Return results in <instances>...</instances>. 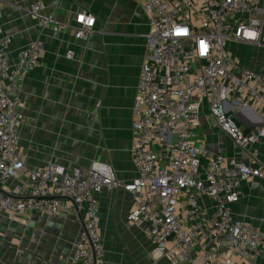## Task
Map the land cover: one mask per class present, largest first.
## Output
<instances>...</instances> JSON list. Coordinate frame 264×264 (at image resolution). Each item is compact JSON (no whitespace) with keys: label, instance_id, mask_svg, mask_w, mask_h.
<instances>
[{"label":"built area","instance_id":"built-area-1","mask_svg":"<svg viewBox=\"0 0 264 264\" xmlns=\"http://www.w3.org/2000/svg\"><path fill=\"white\" fill-rule=\"evenodd\" d=\"M142 11L148 30L132 106L135 175L123 182L101 163L26 167L18 144L24 124L20 89L27 73L41 64L42 43L36 40L12 60V38L0 32V210L19 217L72 214L80 230L68 264H104L97 195L121 187L132 200L129 221L142 226L153 258L170 264L254 260L264 248V233L237 218L231 205L239 201L243 182L264 181V168L208 152L190 133L206 106L240 147L264 138V72L241 65L228 48L235 43L264 49V0H143ZM30 14L42 27L52 23L40 5ZM74 22L76 40L95 24L86 13ZM65 56L72 60L73 51ZM236 93L242 94L239 112L258 111V122L248 131L228 111L226 103ZM202 198L212 202V211L201 205Z\"/></svg>","mask_w":264,"mask_h":264},{"label":"crops","instance_id":"crops-1","mask_svg":"<svg viewBox=\"0 0 264 264\" xmlns=\"http://www.w3.org/2000/svg\"><path fill=\"white\" fill-rule=\"evenodd\" d=\"M34 5L52 16L50 25L42 27L33 18ZM142 8L143 0H0V32L12 38L10 58L36 40L42 43L41 64L27 73L20 89L24 124L18 144L27 168L101 163L121 182L134 177L132 106L145 57L142 36L148 30ZM80 13L91 15L95 24L76 40L74 19ZM228 48L241 65L264 72V49L235 43ZM67 50L73 51L72 60L66 58ZM241 95L226 104L248 131L256 126L258 111L239 112ZM190 135L208 152L264 168V138L240 147L218 128L206 106ZM240 189L239 201L231 205L234 215L264 233V181L248 180ZM97 200L104 264H170L166 259L153 262L142 226L129 221L132 200L121 187L102 190ZM200 203L212 211L211 201L202 198ZM79 230L80 221L69 213L19 217L0 210V264H68ZM233 263L264 264V248L254 260L234 258Z\"/></svg>","mask_w":264,"mask_h":264},{"label":"rangeland","instance_id":"rangeland-1","mask_svg":"<svg viewBox=\"0 0 264 264\" xmlns=\"http://www.w3.org/2000/svg\"><path fill=\"white\" fill-rule=\"evenodd\" d=\"M242 47H244V48H245V47H246V48H252V47L249 46V45H242ZM152 259H153V262H155V263L161 260V259H155V258H153V257H152Z\"/></svg>","mask_w":264,"mask_h":264}]
</instances>
